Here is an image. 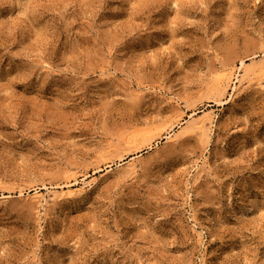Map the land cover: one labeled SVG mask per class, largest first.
I'll list each match as a JSON object with an SVG mask.
<instances>
[{"label": "rangeland", "instance_id": "rangeland-1", "mask_svg": "<svg viewBox=\"0 0 264 264\" xmlns=\"http://www.w3.org/2000/svg\"><path fill=\"white\" fill-rule=\"evenodd\" d=\"M261 60L264 0H0V264H264Z\"/></svg>", "mask_w": 264, "mask_h": 264}, {"label": "bare ground", "instance_id": "bare-ground-1", "mask_svg": "<svg viewBox=\"0 0 264 264\" xmlns=\"http://www.w3.org/2000/svg\"><path fill=\"white\" fill-rule=\"evenodd\" d=\"M244 68H245V66H244ZM243 68V69H244ZM242 69V68H241ZM247 69V68H246ZM244 70H242V72H243ZM246 71V70H245ZM247 72V71H246ZM258 73H259V79L258 80H261L262 78H264V63L262 62V60H261V63L259 64V66H258ZM235 74V72L234 71H230V73H228L225 69H221V71L219 72V80L220 81H222L223 83L224 82H227V83H229V81H232V76ZM218 80V81H219ZM241 83L242 82V79L241 78H239L238 79V83ZM221 83V82H220ZM239 83V84H240ZM226 84V83H225ZM210 119H211V117H210ZM209 120V118H208V116L206 117H202V118H200V119H198V120H194L193 122H192V124H191V127H190V129L192 128L193 130L194 129H196V130H198V131H200V132H202L203 134H205V136H207V137H210V134H211V129L210 128H206V123H207V121ZM212 121V120H211ZM137 126V125H136ZM131 127H133V126H131ZM130 127V129H132ZM142 134H144V133H142L141 132V130H138L137 128H135V126H134V128L132 129V131L131 132H129L126 136H125V140H126V142L128 143V144H132V143H135L141 136H142ZM168 136V135H167ZM167 138H172V136L170 135V136H168ZM130 167H131V171H133V172H135V169H136V167H135V165L134 164H131L130 165ZM75 180V179H74ZM76 182V181H75ZM84 182V181H83ZM82 183V182H81ZM86 184V183H85ZM92 184V183H91ZM84 186V185H83ZM90 186V185H89ZM82 187V186H81ZM80 187V188H81ZM83 188V187H82ZM85 188V187H84ZM73 189V188H72ZM72 189H68L67 191L68 192H66V193H61V194H58V195H55L54 196V199H56V200H61V199H64L65 197H74L76 194L78 195L79 193H82V189L80 190V191H75V189L74 190H72ZM21 192V191H20ZM37 202H42L43 200H44V197L43 196H40V197H38L37 199Z\"/></svg>", "mask_w": 264, "mask_h": 264}]
</instances>
